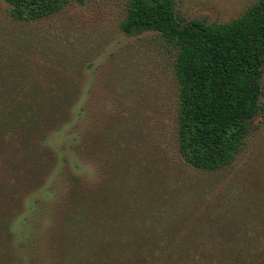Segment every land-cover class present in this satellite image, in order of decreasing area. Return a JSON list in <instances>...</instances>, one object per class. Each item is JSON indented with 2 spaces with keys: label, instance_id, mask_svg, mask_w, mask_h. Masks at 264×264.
<instances>
[{
  "label": "trees",
  "instance_id": "1",
  "mask_svg": "<svg viewBox=\"0 0 264 264\" xmlns=\"http://www.w3.org/2000/svg\"><path fill=\"white\" fill-rule=\"evenodd\" d=\"M4 1L13 20L28 23L53 17L72 2H85ZM127 1L121 31L160 33L176 50L180 159L197 172L228 169L264 108V0L231 22L213 24L182 22L173 0ZM74 92L41 89L31 72L0 79V264H26L25 256L20 262L16 253L27 255L33 249L43 254L37 250L39 240L16 252L12 227L28 217L29 198H34L35 208H42L41 201L48 206L38 193L59 164L50 139L70 128L69 151L80 152L73 126L80 92ZM120 175L113 169L103 181L88 186L80 177L68 178V203L52 220L54 245L47 246L57 261L52 264H264V237L248 229L252 224L230 216L237 214V206L227 201L228 193L223 200L213 195L205 202L209 197L193 186L192 201L182 205L181 189L188 188L161 182L157 193L151 181L121 195Z\"/></svg>",
  "mask_w": 264,
  "mask_h": 264
},
{
  "label": "rangeland",
  "instance_id": "2",
  "mask_svg": "<svg viewBox=\"0 0 264 264\" xmlns=\"http://www.w3.org/2000/svg\"><path fill=\"white\" fill-rule=\"evenodd\" d=\"M173 1L182 22L213 24L235 20L258 0ZM127 9V0H85L72 2L53 17L28 23L13 20L10 6L0 0V79L31 72L41 89L80 92L73 124L80 152L69 151L70 128L48 142L59 155V164L38 193L48 206L40 200L42 208H35L34 198H29L28 217L12 227L16 252L39 240L37 250L43 254L34 249L27 255L16 253L20 262L23 256L26 264L57 262L47 246L54 245L52 220L68 203V178L75 175L87 186L97 185L113 169L124 177L117 185L121 195L135 193L151 181L157 193L161 182L168 186L174 181L176 188H188L181 189L182 205L192 201L193 186H199L203 198L209 197L205 202H211L213 195L223 200L228 193L227 201L237 206V214L230 216L252 224L248 229L264 237V108L232 166L216 173L188 168L177 151L176 50L157 32L123 33L120 24ZM261 103L264 107V96Z\"/></svg>",
  "mask_w": 264,
  "mask_h": 264
}]
</instances>
